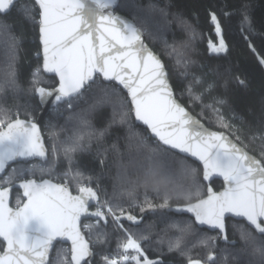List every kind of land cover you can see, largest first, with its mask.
<instances>
[{"label":"snow or ice","instance_id":"obj_1","mask_svg":"<svg viewBox=\"0 0 264 264\" xmlns=\"http://www.w3.org/2000/svg\"><path fill=\"white\" fill-rule=\"evenodd\" d=\"M17 2L0 0V53L5 57L4 66L0 67V94L19 88L15 63L20 40L7 22L17 10ZM116 4L117 0H30L19 10L25 23L39 26L43 63L33 70L31 84L40 102L43 104L54 96L55 102H63L68 109L89 97L93 102L75 114L79 130L72 137L60 142L59 147L53 141L51 158L38 125L21 119L19 108L13 112L0 103V264H92L96 254L82 234L81 217L95 218L94 223H85L83 227L89 233L95 230L100 244L108 243L110 223L122 233L117 237L115 254L101 255L102 264H163L162 260L150 259L146 254L144 242L150 237L138 227L143 217L133 215L131 209L138 207L143 213L146 209L168 208L173 196L187 201L176 206L177 212L191 213L194 223L207 226L217 234L204 235L188 246L184 235L191 230L193 221L172 220L167 227L179 235L167 240L169 252H179L186 264H227L229 256L242 259V264H264V158L249 154L246 147H241L225 132L206 128L177 102L164 63L143 41L146 32L152 34L151 29L159 28V21L140 11L131 20L114 15L112 9ZM161 15L167 14L161 10ZM242 16V25L247 24L251 31L247 11ZM210 19L219 42L209 40V51L226 53L217 16L213 13ZM175 20L194 38L195 33L183 17L177 15ZM188 43L182 49L172 47L168 52L169 56L175 54L177 67L187 69L191 63L184 55ZM249 47L256 52L251 44ZM258 59L264 65V57ZM42 73L54 74L58 86L54 89L40 86ZM195 80L202 82L200 77ZM237 81L246 84L239 77ZM212 87L209 84L206 90ZM188 93L193 96L191 85ZM194 99L201 97L197 95ZM215 103L223 105L225 101L216 99ZM105 105L112 108L111 118L105 127L98 129L88 116ZM206 107L215 114L219 126L235 128L219 107L212 104ZM232 118L237 119L234 113ZM133 120L146 126L149 135L137 131L138 125ZM114 125L126 127L125 151H121L118 142L110 150L117 158L115 179L126 186L131 200L127 207L108 198L99 176L94 178L73 167L74 154L90 147L93 140L102 141ZM240 139L236 135V140ZM249 139L253 143L264 142V122L261 130L251 133ZM172 150L184 155L177 156ZM108 151L106 147L98 149L102 166ZM61 152L68 166L58 172L56 165ZM260 155L264 157V143ZM37 157L43 163H34L33 158ZM188 157L200 162L204 181L213 176L222 178L223 190L216 192L207 186L205 192L204 185L194 178L197 169L187 163ZM16 164L22 166L18 168ZM9 167L11 170L6 171ZM37 172L40 179H20L26 174L35 177ZM45 175L50 178L45 179ZM51 177L60 182L54 183ZM71 183H75L78 194L73 195ZM14 186L18 188L15 208L9 205ZM149 187L157 196L163 192L161 204L154 205L146 193L143 203H137L134 193ZM90 205H94V211L89 210ZM228 216L246 222L247 226L242 222L234 225L242 243L239 249L235 240L228 239ZM125 220L136 227L126 228ZM219 238L231 245L221 257L211 251ZM59 241L70 242V249L55 248L54 242ZM164 242L163 238L156 241ZM197 245L209 249L203 260L192 255V248ZM54 248L56 256L50 260Z\"/></svg>","mask_w":264,"mask_h":264},{"label":"trees","instance_id":"obj_2","mask_svg":"<svg viewBox=\"0 0 264 264\" xmlns=\"http://www.w3.org/2000/svg\"><path fill=\"white\" fill-rule=\"evenodd\" d=\"M29 2L30 0L17 2V10L12 12L7 21L14 28L15 35L20 40L18 57L15 63L19 88L15 91L6 90L0 94V103L13 112L19 108L21 119L36 120L42 111V103L39 96L32 90L31 77L33 70L38 66H42L43 63L39 26L38 24L25 23L23 17L19 15L20 8ZM242 6H246V8ZM161 10L167 15H161ZM137 11L144 15L150 14L153 19L159 21L160 26L158 29H151L152 34L145 33L146 41L163 59L179 100L209 127L226 131L235 140L236 135H239L241 139L236 140L237 142L258 158H264L260 155L261 144L264 142L256 140L253 143L249 139L251 133L261 130V122H264V69L256 55L249 48V44H253L259 55L264 57V0H120L116 9V12L131 19ZM243 11H247L250 17L251 31H249L247 24L242 25L241 23ZM213 13L217 16L222 29L221 34L228 49L226 53H211L208 48L209 40L215 44L219 42V37H217L215 32V25L210 19ZM177 15L183 17L191 26L192 32L195 33L194 38L191 33L185 32L177 24L175 20ZM242 30L249 37V41L245 40ZM185 42L189 43L188 47L184 49V55L191 61L187 69L183 66H176L175 54L172 56L168 55L172 47L178 50L182 49ZM4 61L5 57L0 53V67L4 66ZM181 73L185 74L181 75ZM196 77H200L202 82L196 83ZM237 77L244 80L246 84L240 85ZM0 78H2V73H0ZM57 84L58 80L56 77L42 73L40 86L52 88ZM209 84H212L213 87L211 90H206ZM189 85L192 88V97L188 93ZM124 95L127 98L125 92ZM197 95L201 97L200 100L194 99ZM216 99H222L225 103L217 105L215 103ZM92 102L89 97L74 105L72 109H68L66 104L63 103L57 104L50 110L41 126L49 151V158H51L53 141L55 140L59 147L60 142L67 141L69 137H72L79 130V122L75 114L83 112ZM209 104L219 107L225 118L235 125V128L225 129L219 126L216 122L215 114L206 107ZM111 113V106L105 105L99 112L89 114L88 118L92 121L93 126L99 129L107 125L108 120L111 118ZM233 113L237 119L232 118ZM133 124L138 125L134 120ZM136 130L144 135H149V133L145 132V128L140 125H138ZM234 132L236 135H233ZM53 133H56V135L53 136ZM125 136L126 127L114 125L102 141L93 140L90 147H86L85 150L74 154L73 167L81 168L94 178L99 176L100 185L107 190L108 198L117 200L127 207L131 200L125 190L126 186H121L115 179L118 172L117 158L110 150L111 145L118 142L121 151H125ZM150 143H154V140H150ZM105 147L109 148V151L105 164L102 166L98 149ZM176 154L177 156H182L178 153ZM187 163L197 169L194 178L204 185V191L206 192L207 184L203 180V168L189 158H187ZM15 166L19 168L22 165L16 164ZM67 166V161L61 152L56 165L57 171L63 172ZM25 178L40 179V174L37 172L35 177L26 175ZM44 178L48 179L50 177L45 175ZM51 179L57 183L60 182L56 177H51ZM190 181L191 178H189L188 182ZM212 185L216 190H219L223 187V182L214 180ZM93 186H95V181H93ZM70 187L74 193H77L75 183H71ZM17 193L18 190L13 193L12 206L14 207H16L17 203ZM145 193L154 205H159L163 202V192L157 196V193L149 187L147 190L139 188L134 193L138 204L143 203ZM186 203L187 201L183 197L176 198L173 196L169 201L168 208L161 209L157 207L155 211L146 209L143 213L140 212L138 207L131 209L133 215L143 217L138 227L149 234L150 240L144 243L146 254L150 259H160L163 264H186L185 258L179 252L168 251L167 240L170 237L179 235L175 229L167 227L172 220L181 222L193 221L191 230L184 235V241L188 246H191L204 235L214 236L217 234L216 232L199 228L194 223V219L188 215H177L169 212L170 207ZM162 217H167L168 219L162 220ZM241 222L247 226L243 221L228 220V239L229 241H236L237 249L242 247V243L239 239V232L234 225ZM124 226L126 228L136 227L126 220L124 221ZM107 231L109 237L106 244H100L96 240L95 230L91 233L88 230L85 232L96 254L93 264H102V254L116 251L117 237L122 235V233L114 229L111 223ZM160 238H163L165 242L162 244L156 243ZM215 243L216 247L211 249V251L217 257H221L224 254V249H231V245L223 242L222 238L217 239ZM59 247L70 249L68 245L61 243L56 246V248ZM208 251V248L197 245L192 248V255L194 258L203 260ZM55 256L56 250H54L51 260L55 259ZM227 264H242V259H233L232 256H229Z\"/></svg>","mask_w":264,"mask_h":264},{"label":"water","instance_id":"obj_3","mask_svg":"<svg viewBox=\"0 0 264 264\" xmlns=\"http://www.w3.org/2000/svg\"><path fill=\"white\" fill-rule=\"evenodd\" d=\"M19 1H22V0H18V2ZM119 3H120V0H117V4L113 7V9H112V12H113V14L114 15H117V16H121L122 18H125V19H129V20H131V18H129L128 16H126V15H123V14H121V13H118V12H116V9H117V7H118V5H119ZM242 33L244 34V31L242 30ZM244 37H247V39H245L246 41H249V37L247 36V35H245L244 34ZM143 41H144V43H145V45L156 55V56H158L159 58H160V60L164 63V61H163V59L160 57V55H158L151 47H150V45L147 43V41H146V37H145V35L143 36ZM41 44V43H40ZM251 44V43H250ZM252 46H253V44H251ZM41 47H42V45H41ZM254 47V46H253ZM250 48V47H249ZM250 50L252 51V49L250 48ZM253 52V51H252ZM254 53V52H253ZM255 55H256V57H257V59H258V56L259 57H261L260 55H259V53L257 52V50H256V52L254 53ZM42 57H43V48H42ZM258 61H259V59H258ZM164 65H165V63H164ZM261 65V64H260ZM262 67H263V69H264V65H261ZM166 67V66H165ZM167 69V68H166ZM168 71V70H167ZM169 73V72H168ZM48 76H54L55 77V75L54 74H47ZM57 78V77H56ZM168 79H169V84H170V86H171V88H172V90H173V94H174V98L177 100V102H179L185 109H186V111L191 115V116H193L195 119H197V120H199L200 121V123L201 124H203L206 128H208V129H210V130H212V131H221V130H216V129H213V128H211V127H209L206 123H204L200 118H198L196 115H194L180 100H179V98L177 97V95H176V93H175V90H174V87H173V85H172V83H171V81H170V77L168 76ZM57 80H58V78H57ZM58 86V84L56 85V86H54V87H52V88H47V89H54L55 87H57ZM125 93H126V91H125ZM57 104H63V102H59V103H57V102H55V98H54V96H52V97H48L47 98V100L42 104V111L40 112V114H39V116H38V118L36 119V120H30V121H32L33 123H36L37 125H38V127H39V129H40V132H41V135H42V138H43V141H44V144H45V147L47 148V145H46V142H45V137H44V134H43V132H42V128H41V126H42V123H43V121H44V119L47 117V115L49 114V112H50V110L54 107V106H56ZM26 120V119H25ZM138 125H140V126H142V127H144V128H146V126H144V125H142V124H140L139 122H136ZM223 132H225L226 134H228L234 141H236L228 132H226V131H223ZM237 142V141H236ZM241 147H244V146H242L239 142H237ZM48 149V148H47ZM247 150V149H246ZM172 151H174V152H176V153H178V154H180L179 152H178V150H172ZM248 151V150H247ZM249 152V154H251V155H253V156H255L257 159H260V158H258L256 155H254L253 153H251L250 151H248ZM180 155H184V154H180ZM189 159H191V160H193V161H195V162H197L198 164H200V162L199 161H196L195 160V158H193V157H188ZM34 161H41L40 160V158H33V162ZM41 162H43V161H41ZM201 165V164H200ZM201 167H202V165H201ZM10 169V167L6 170V171H8ZM29 179H32V178H29ZM36 179V178H35ZM214 180H220V181H222L223 182V179L222 178H220V177H215V176H213V177H211L208 181H205L206 182V184H207V186H211L212 187V189L214 190V191H216V192H219V191H222L223 190V188H224V182H223V187L221 188V189H219V190H216L214 187H213V185H212V182L214 181ZM54 183H57V182H55V181H53ZM18 183H19V181H17L16 182V185H18ZM15 190H18V188L17 187H13V189H12V192H11V194H10V197H9V205L11 206V207H13V208H15L14 206H12V201H13V193H14V191ZM71 190H72V188H71ZM21 193H22V190H19ZM72 193H73V195H76V194H78V193H74L73 192V190H72ZM182 205H184V204H182ZM177 206V205H176ZM176 206H172V207H170L169 208V212H172V213H175V214H177V215H188V216H190V217H192L193 219H194V217L192 216V214L191 213H187V212H177L176 211ZM90 211H94L95 210V208H94V205H90V209H89ZM229 219H235V220H239V221H242L241 220V218H236V217H231V216H228V217H226V228H227V235H228V220ZM86 220H94L95 221V218L94 217H81V231H82V234L85 236V239H87L88 240V238H87V236H86V234H85V232L83 231V229H82V223L84 222V221H86ZM246 223V222H245ZM197 226L199 227V228H202V229H207V230H209V231H211V232H216L215 230H211V229H208L207 228V226H200V225H198L197 224ZM223 240V239H222ZM223 242H225L224 240H223ZM55 243V248H56V246L58 245V244H65V245H68L69 247H71V244H70V242H68V241H59V242H54ZM89 243H90V247H92V244H91V242L89 241ZM55 248L53 249V251L50 253V260H51V258L53 257V253H54V250H55ZM92 249H93V247H92ZM94 251V250H93ZM94 259H95V256H94V258H93V260H92V262L94 261Z\"/></svg>","mask_w":264,"mask_h":264},{"label":"built area","instance_id":"obj_4","mask_svg":"<svg viewBox=\"0 0 264 264\" xmlns=\"http://www.w3.org/2000/svg\"><path fill=\"white\" fill-rule=\"evenodd\" d=\"M37 162V164H40V163H43V162H41V161H34V163H36ZM11 170V168L8 170V171H10ZM23 178H25V177H23ZM22 178V179H23ZM91 222H95L94 220H86V221H84L83 223H82V229H83V231L84 232H86L87 231V229H85L84 227H83V225L85 224V223H91ZM108 254H115V251L114 252H109ZM92 264H93V262H92Z\"/></svg>","mask_w":264,"mask_h":264},{"label":"rangeland","instance_id":"obj_5","mask_svg":"<svg viewBox=\"0 0 264 264\" xmlns=\"http://www.w3.org/2000/svg\"><path fill=\"white\" fill-rule=\"evenodd\" d=\"M27 175V174H26ZM23 177H21L20 179H22ZM19 180V179H18Z\"/></svg>","mask_w":264,"mask_h":264}]
</instances>
